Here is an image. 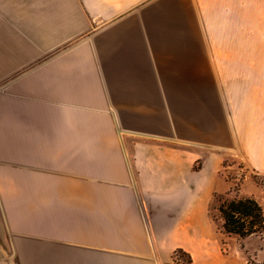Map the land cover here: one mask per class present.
Returning <instances> with one entry per match:
<instances>
[{
	"label": "crops",
	"instance_id": "obj_1",
	"mask_svg": "<svg viewBox=\"0 0 264 264\" xmlns=\"http://www.w3.org/2000/svg\"><path fill=\"white\" fill-rule=\"evenodd\" d=\"M263 35L264 0H0V264H241L210 210L226 155L264 172Z\"/></svg>",
	"mask_w": 264,
	"mask_h": 264
},
{
	"label": "rangeland",
	"instance_id": "obj_2",
	"mask_svg": "<svg viewBox=\"0 0 264 264\" xmlns=\"http://www.w3.org/2000/svg\"><path fill=\"white\" fill-rule=\"evenodd\" d=\"M197 166L198 165H196V168ZM221 174L230 182L229 197H234L236 195L241 197L252 196L257 198L264 205V172L257 171L247 166V164L237 156L226 155L222 162ZM216 205L217 201L215 199L210 213L212 218L213 216L216 217L214 227L219 233L218 229L222 232V220L219 218L218 212L215 209ZM220 237L225 242V244H222V249H225L224 252L233 255L241 264H246L249 260L260 264L264 263V238L260 236H251L246 239H241L226 234H220ZM6 248L12 249L10 242H8ZM180 250L182 249H176L173 253L175 264L190 263L187 261L189 254L182 250L186 253L182 255Z\"/></svg>",
	"mask_w": 264,
	"mask_h": 264
},
{
	"label": "trees",
	"instance_id": "obj_3",
	"mask_svg": "<svg viewBox=\"0 0 264 264\" xmlns=\"http://www.w3.org/2000/svg\"><path fill=\"white\" fill-rule=\"evenodd\" d=\"M228 195L229 193L215 195L217 201L215 209L222 220V232L241 239L251 236L264 238V205L254 197ZM213 219L216 217L213 216ZM180 252L182 255L186 254L182 250ZM187 261H192L189 255ZM246 264L260 263L249 260Z\"/></svg>",
	"mask_w": 264,
	"mask_h": 264
}]
</instances>
